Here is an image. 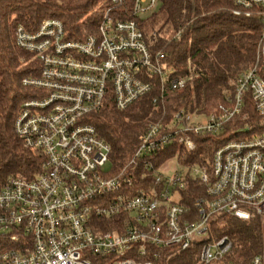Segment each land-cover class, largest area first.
<instances>
[{
	"label": "built area",
	"instance_id": "2783aa9c",
	"mask_svg": "<svg viewBox=\"0 0 264 264\" xmlns=\"http://www.w3.org/2000/svg\"><path fill=\"white\" fill-rule=\"evenodd\" d=\"M157 2L134 0L132 13H150ZM237 3L236 15L257 12L262 19L254 65L205 121L182 107L169 121L149 123L119 167L88 117L109 98L124 110L155 91L153 102L165 112L167 95L184 89L186 78L174 75L165 52L150 50L137 19L122 18L126 0L100 3L96 32L83 38L71 36L59 18L35 29L17 25L16 44L39 69L22 80L31 96L14 131L42 162L33 177L11 176L0 186V264H157L163 251L189 250L199 264H212L233 248L228 235L214 234L220 217L258 219L264 227V131L259 123L232 128L248 119V98L264 117V0ZM225 132L234 135L207 163L162 158L174 148L195 151L201 136ZM171 160L177 168L168 172ZM191 180L203 185L202 194H188ZM244 264H264V248Z\"/></svg>",
	"mask_w": 264,
	"mask_h": 264
},
{
	"label": "trees",
	"instance_id": "16d2710c",
	"mask_svg": "<svg viewBox=\"0 0 264 264\" xmlns=\"http://www.w3.org/2000/svg\"><path fill=\"white\" fill-rule=\"evenodd\" d=\"M109 0H0V186L9 177H33L39 171L42 158L24 146L14 131V121L22 102L31 96L22 84L24 77L38 74V63L32 54L17 46L15 28L19 24L37 28L47 18H59L71 36L83 38L96 32L101 17L99 4ZM126 0L122 18L140 22L146 42L152 52L166 53L167 63L174 75L186 78L184 89L170 92L166 111L153 102L154 95L141 98L128 108L119 110L109 98L103 108L88 117L100 137L110 145V161L115 167L123 165L133 154L149 123L162 117L166 121L182 107L209 114L228 94L235 91L237 78L251 68L257 59L262 33L261 16L236 15L241 8L237 0H158L150 13L134 16L132 4ZM108 5V3H107ZM107 5L103 6L104 9ZM259 7L255 6L254 10ZM181 31L180 39L173 36ZM111 97V96H110ZM247 120L238 119L233 129L245 123H259L264 131V117L253 111L248 98ZM165 113V114H163ZM164 118V119H165ZM261 123V124H260ZM263 124V125H262ZM234 134L203 135L195 151L174 148L162 158L176 154L181 162L204 164L225 139ZM187 190L193 197L203 193L204 187L190 181ZM195 188L198 192L194 191ZM214 225L218 237L228 235L233 240L231 252L212 264H244L262 253L264 227L260 220L242 221L234 217H220ZM157 264H199L196 250L180 253L163 251Z\"/></svg>",
	"mask_w": 264,
	"mask_h": 264
},
{
	"label": "rangeland",
	"instance_id": "374dc122",
	"mask_svg": "<svg viewBox=\"0 0 264 264\" xmlns=\"http://www.w3.org/2000/svg\"><path fill=\"white\" fill-rule=\"evenodd\" d=\"M197 119L200 120V121H205L207 119V116L205 114H202L201 116H198ZM167 167L169 168V169L167 168L168 172L173 171L174 169L177 168L176 161L175 160L169 161L168 164H167ZM214 234H216V231L214 232ZM221 236H223V235H221Z\"/></svg>",
	"mask_w": 264,
	"mask_h": 264
}]
</instances>
